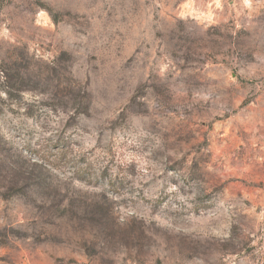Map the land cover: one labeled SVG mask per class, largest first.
I'll return each instance as SVG.
<instances>
[{
    "label": "rangeland",
    "instance_id": "rangeland-1",
    "mask_svg": "<svg viewBox=\"0 0 264 264\" xmlns=\"http://www.w3.org/2000/svg\"><path fill=\"white\" fill-rule=\"evenodd\" d=\"M0 264H264V0H0Z\"/></svg>",
    "mask_w": 264,
    "mask_h": 264
}]
</instances>
